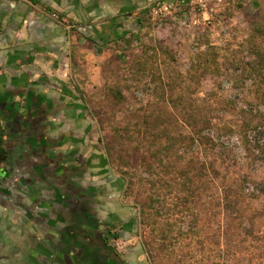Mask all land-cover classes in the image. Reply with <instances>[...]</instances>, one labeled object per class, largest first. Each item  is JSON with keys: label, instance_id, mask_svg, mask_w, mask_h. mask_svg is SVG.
<instances>
[{"label": "rangeland", "instance_id": "1", "mask_svg": "<svg viewBox=\"0 0 264 264\" xmlns=\"http://www.w3.org/2000/svg\"><path fill=\"white\" fill-rule=\"evenodd\" d=\"M167 1L172 13L150 14L140 42L84 95L91 140L136 222L125 245L151 264H264V195L254 197L264 186V0H210L216 11L200 24L189 0ZM203 114L218 151L188 142V120ZM214 168L249 188L242 215L219 206ZM230 248L227 262L219 253Z\"/></svg>", "mask_w": 264, "mask_h": 264}, {"label": "crops", "instance_id": "2", "mask_svg": "<svg viewBox=\"0 0 264 264\" xmlns=\"http://www.w3.org/2000/svg\"><path fill=\"white\" fill-rule=\"evenodd\" d=\"M157 1L0 0V100L46 114L45 134L61 142L55 151L72 160L79 189L69 201L62 171L17 144L0 206V264H151L137 245L115 253L119 239L104 242L107 222L119 228L122 185L91 140L84 95L140 42ZM83 186L93 189L94 226L77 207Z\"/></svg>", "mask_w": 264, "mask_h": 264}, {"label": "flooded vegetation", "instance_id": "3", "mask_svg": "<svg viewBox=\"0 0 264 264\" xmlns=\"http://www.w3.org/2000/svg\"><path fill=\"white\" fill-rule=\"evenodd\" d=\"M6 97L0 100V206L4 204V198L6 200V174L8 171V159L14 155V149H17V144L22 145L27 151H30V142L38 143L42 156L50 162L52 169L62 171L61 176V190L67 194L68 200L72 201V195L79 191L76 184L73 183L74 172L72 165V160L66 158L59 151H55L56 147L61 145L58 139L54 137H47L45 134L46 130V114H40L33 116L31 114V108H21L18 103L6 104ZM45 115V116H44ZM44 116V117H43ZM30 141V142H29ZM63 143V142H62ZM72 163V164H71ZM61 167V168H60ZM81 190L86 191V197L83 200H78L77 207L79 211H83L84 218L89 212L90 216L86 221L91 223L90 225H95L97 222L94 213H91L90 208L95 204L94 199L91 194L90 187H82ZM80 190V192H81ZM121 191V190H120ZM122 195V191L120 192ZM125 205L123 206L121 215L117 218V228L115 229L110 226L111 222L106 223V240L105 244L110 243L117 239H123L128 242L130 239L125 238V233H131V237H134L137 230L136 222L132 215H128L125 211ZM95 221V222H94ZM130 237V238H131ZM106 245V246H108ZM114 245V244H113ZM112 245V247H113ZM116 245H114L115 247ZM129 244H126L123 249H118L115 247V253L119 251L127 253L129 250ZM144 254V253H143Z\"/></svg>", "mask_w": 264, "mask_h": 264}, {"label": "trees", "instance_id": "4", "mask_svg": "<svg viewBox=\"0 0 264 264\" xmlns=\"http://www.w3.org/2000/svg\"><path fill=\"white\" fill-rule=\"evenodd\" d=\"M188 121L189 122H187V124L192 128V132L187 136L189 143L196 146L200 145L209 147L216 151L219 150L220 139L217 134H213L214 122L213 118L209 114H203L199 117L196 115H191V118ZM175 145V143L171 144L170 147H167V150H174ZM205 169V167L204 169H202V173L205 172ZM213 170L216 173V177H218V179L220 180V184L218 186L220 191L219 206L225 210L230 211V213L232 212L233 214L236 213L238 215H242V212L245 211L246 202L248 201L249 188L243 181L235 179L229 181L227 175L224 174L222 170L218 168H214ZM255 191V198L259 196L257 195L259 193L264 195V186L262 188L259 186L256 187ZM238 217L236 216V218ZM236 245L239 246V244L237 243ZM230 250L231 248L229 250L227 249L222 251V254L221 252L219 253V255H222V257L224 256V260H227V262L228 259H226V256L227 253L230 252ZM234 252L235 256H237V251L234 250ZM239 261L242 263L244 260L240 259Z\"/></svg>", "mask_w": 264, "mask_h": 264}, {"label": "built area", "instance_id": "5", "mask_svg": "<svg viewBox=\"0 0 264 264\" xmlns=\"http://www.w3.org/2000/svg\"><path fill=\"white\" fill-rule=\"evenodd\" d=\"M210 0H189V4L193 6V10H197L198 12L193 17L195 23H209L211 22L213 12L216 11L214 7L210 6ZM218 3L222 2V0H216ZM172 5L168 4L167 0H158L155 4H153L150 8V14L153 20H163V16L170 15L172 13V9L170 8ZM126 241L123 239H119L116 243V247L118 249H122L125 245Z\"/></svg>", "mask_w": 264, "mask_h": 264}, {"label": "water", "instance_id": "6", "mask_svg": "<svg viewBox=\"0 0 264 264\" xmlns=\"http://www.w3.org/2000/svg\"><path fill=\"white\" fill-rule=\"evenodd\" d=\"M0 129H1V121H0ZM28 147H30V150L33 152L39 153V151H40V147H39L38 143H35L34 141L30 142Z\"/></svg>", "mask_w": 264, "mask_h": 264}]
</instances>
